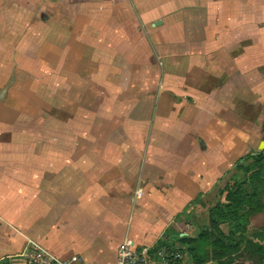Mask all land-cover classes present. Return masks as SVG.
<instances>
[{
    "label": "crops",
    "instance_id": "0c3cea01",
    "mask_svg": "<svg viewBox=\"0 0 264 264\" xmlns=\"http://www.w3.org/2000/svg\"><path fill=\"white\" fill-rule=\"evenodd\" d=\"M6 16L16 17L7 28ZM0 18V31L18 33L14 46L23 44L26 30L47 32L43 40L60 53L66 88L69 64L84 62L100 48L132 50L136 38L147 49L142 33L154 29L163 51L156 56L157 78L180 80L171 88L160 84L154 126L139 155L117 152L116 137L101 136L99 126L85 151L82 121L67 118L57 126L60 136L50 132L46 150L37 151L35 127L12 134L13 122L0 118V261L23 264L33 242L60 259L114 264L124 238L138 248L195 238L236 153L229 150V114L236 111L233 121L242 129L241 83L246 63L261 61L264 0H0ZM248 47L258 49V56L246 57ZM45 74L54 76L51 69ZM8 78L0 75V101ZM184 80L192 87H184ZM66 100L60 103L63 114L69 112ZM4 109L0 104L2 114ZM27 139L33 144L28 151H7L4 145ZM92 249L101 257L98 263L88 259ZM181 260L189 264L186 253Z\"/></svg>",
    "mask_w": 264,
    "mask_h": 264
},
{
    "label": "rangeland",
    "instance_id": "374dc122",
    "mask_svg": "<svg viewBox=\"0 0 264 264\" xmlns=\"http://www.w3.org/2000/svg\"><path fill=\"white\" fill-rule=\"evenodd\" d=\"M2 18L4 21H2L3 19L1 21L5 25H11L16 21V17L13 16ZM45 22H50L47 17ZM142 34L145 37L148 36L149 47L147 49L144 47V43L141 44V39L136 38L132 50L128 46L100 48L94 55L87 56L84 62L64 66L71 77L66 88L65 84H61L64 83L61 80V70L65 72V68H61L60 53L53 51L43 40L47 32L26 30L23 32L25 39L21 38L23 44L14 46L18 39V33L0 31V75L9 77L5 97L0 101V104L5 107V112L3 114L0 112V118H4L6 122H13V126L9 129L12 134H16V132L28 133L35 127L39 136L37 151L46 150L44 138L49 136L50 132L54 136H60V127L57 126H60L61 119L67 118L73 122L82 121L86 137L85 151L91 150L92 143L88 142V137L90 138L92 133L96 132V128L93 127L99 126L101 127V136H108L111 132L110 135L116 137L117 152L141 154L144 152V138L152 132L156 119L157 94L160 84H166L170 88L174 84H180V80L177 79L174 81L175 79L171 78L165 80L157 78L160 71L159 65L157 67L156 56L163 54V51L160 48L157 49L156 46L157 32L154 29L148 34ZM250 44L248 42L247 45ZM254 50L248 47L245 56H251V58L258 56V52H254ZM169 53L168 55H170ZM259 54L261 56L259 63H246L245 65L246 74L241 83L244 89L243 111H241L244 121L242 129L239 127L240 121L238 125L233 121L236 119V111L229 114L232 128L230 138L234 140V149L230 146L229 150L231 154L232 152L236 153L234 158L229 159V172L222 187L227 180L235 175V162L239 157L242 158L248 154L255 155L264 149V142L261 140L262 125L264 124V49ZM46 69H51L54 76L51 78L48 76V78L45 74ZM184 82V87H192L188 80H184ZM213 82V84L217 83V81ZM183 90L187 89L183 88ZM66 96L69 112L63 114L64 112L60 111V103H64ZM171 98V95L168 96V99L171 100ZM75 107L79 108V111ZM109 121L110 127H108ZM16 123L20 124L15 125ZM113 124L116 129H113ZM236 130L239 131L238 143L235 139ZM8 134V132L5 133V136L7 137ZM231 135L234 136L231 137ZM6 137L5 140L8 139ZM124 139L127 143L122 142ZM4 145L7 151L14 152L28 151L29 146L33 144L30 145V141L28 142L27 139L22 144L17 142ZM136 163L137 160L133 159L134 172L137 168ZM136 187L133 186L130 193L133 198L136 196ZM216 201L217 192L214 203ZM207 210L202 213L205 219ZM203 216L202 222L204 223ZM249 228L254 232H264V210L261 214L250 219ZM96 252L97 249H92L87 252V255L88 259H94L93 262L98 263L101 257ZM232 260V264H264V260L260 259L259 254L253 253H238ZM180 261L183 264L181 259ZM15 264L20 263L17 261Z\"/></svg>",
    "mask_w": 264,
    "mask_h": 264
},
{
    "label": "trees",
    "instance_id": "16d2710c",
    "mask_svg": "<svg viewBox=\"0 0 264 264\" xmlns=\"http://www.w3.org/2000/svg\"><path fill=\"white\" fill-rule=\"evenodd\" d=\"M261 140L264 142V124ZM234 170L235 175L217 190V201L207 210L197 236L160 240L152 247L154 253L162 249L186 253L190 264H232L238 253L259 254L264 260V232L249 228L250 219L264 210V149L238 159ZM0 264L11 263L4 259Z\"/></svg>",
    "mask_w": 264,
    "mask_h": 264
},
{
    "label": "built area",
    "instance_id": "2783aa9c",
    "mask_svg": "<svg viewBox=\"0 0 264 264\" xmlns=\"http://www.w3.org/2000/svg\"><path fill=\"white\" fill-rule=\"evenodd\" d=\"M181 256L177 252L162 249L157 253L150 248H138L134 243L124 238L116 250L114 264H175ZM23 264H85L79 257L71 256L60 259L36 243H29L27 255Z\"/></svg>",
    "mask_w": 264,
    "mask_h": 264
},
{
    "label": "water",
    "instance_id": "95a60500",
    "mask_svg": "<svg viewBox=\"0 0 264 264\" xmlns=\"http://www.w3.org/2000/svg\"><path fill=\"white\" fill-rule=\"evenodd\" d=\"M157 25H160V23H159V22H158V23H156V26H157Z\"/></svg>",
    "mask_w": 264,
    "mask_h": 264
}]
</instances>
